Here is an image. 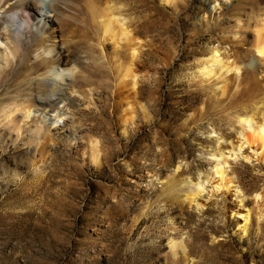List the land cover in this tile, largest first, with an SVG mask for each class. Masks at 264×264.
Masks as SVG:
<instances>
[{"label":"rangeland","instance_id":"1","mask_svg":"<svg viewBox=\"0 0 264 264\" xmlns=\"http://www.w3.org/2000/svg\"><path fill=\"white\" fill-rule=\"evenodd\" d=\"M83 1L123 21L134 79L118 86L80 24L58 34L72 56L63 77L39 67L34 48L3 70L0 43V264H264V149L235 148L238 119L264 112V57L253 47L264 0ZM102 47L112 61L130 56L125 40ZM215 54L220 68L203 77ZM219 153L229 190L213 174Z\"/></svg>","mask_w":264,"mask_h":264},{"label":"bare ground","instance_id":"2","mask_svg":"<svg viewBox=\"0 0 264 264\" xmlns=\"http://www.w3.org/2000/svg\"><path fill=\"white\" fill-rule=\"evenodd\" d=\"M140 1L142 6L145 7L146 0ZM163 1L166 4H172V0ZM231 2L233 4L235 0H231ZM24 3L26 7L21 9L20 13L15 14L14 10L16 7ZM111 8V6H106L100 9L94 3L84 2L83 0H0V43L6 48V50L3 51L2 61L4 63L1 67L3 70L13 67V62L18 61L22 52H25L29 48H34V59L36 63H39V67L43 65L44 69L47 70L51 66H55L61 73H72V70L66 69L72 61V56H70V53V55L64 54L62 50L63 47L59 42L61 39L58 41V34H63L65 26L72 23L80 24L82 27L89 29L94 35L98 36V45L100 47L99 55L110 65L113 71L114 81L118 82V86L126 79L133 80L134 60L137 47H135V44L131 43L129 32L124 28L123 21L115 18ZM122 40H125L127 50L130 51V56L124 57L123 59L119 56L116 57L115 61H112V58H108L104 55L102 49L103 43L113 41V45H117L118 48L119 42ZM253 47L258 53L264 50V24L261 29L256 31ZM39 50H41V53H39ZM202 65H204V67L201 70V75L207 78H210L215 70L221 66L216 54L204 61ZM234 70L239 71V68L235 67ZM57 76L63 77V73ZM37 85L38 92H44L47 87L46 82L40 81ZM39 99V103L45 105V109L49 108L53 110V112L57 111L50 99L45 97H40ZM16 109L14 111L12 109L11 113L8 111L4 114L3 117L5 120H8L9 123H14L12 113H17L19 109ZM31 114V107H24V116L22 117L28 120L31 118ZM129 119L132 118L130 117ZM19 123L20 122H18V124ZM237 123L240 129L238 138L240 144L235 148L238 153H240L244 144L248 146H258L260 149H264V112L245 115L238 119ZM91 150L93 160L97 161V142L92 143ZM218 156L219 159L216 160L213 167V174L218 176L221 185L224 187L227 186L229 190L233 187V181L232 179H226V162L223 158V154L219 153ZM206 178H208V175ZM202 192L203 189L199 186V183L192 185L187 194V199L192 203L196 202ZM236 195H239V191H236ZM194 196L195 199H193ZM257 197L259 196H256V199ZM245 212L246 215L241 216L245 220L243 229H240L243 233H245V228L249 223L251 211L245 209ZM170 252L174 258L177 256L178 252L183 253L184 247L182 242H172Z\"/></svg>","mask_w":264,"mask_h":264},{"label":"snow or ice","instance_id":"3","mask_svg":"<svg viewBox=\"0 0 264 264\" xmlns=\"http://www.w3.org/2000/svg\"><path fill=\"white\" fill-rule=\"evenodd\" d=\"M260 56H262V57H264V50H262V51H260L259 53H258ZM61 107H63V105H61ZM51 121H49V124L51 125ZM60 123H63V121H61ZM54 126V125H53ZM65 127H67V125H65ZM193 199H195V196L193 197ZM257 199H259V197H257ZM209 207H211L210 205H209ZM253 224H254V222H253Z\"/></svg>","mask_w":264,"mask_h":264}]
</instances>
